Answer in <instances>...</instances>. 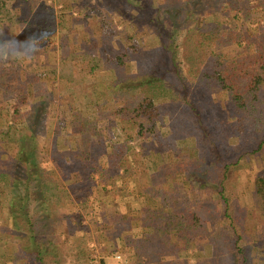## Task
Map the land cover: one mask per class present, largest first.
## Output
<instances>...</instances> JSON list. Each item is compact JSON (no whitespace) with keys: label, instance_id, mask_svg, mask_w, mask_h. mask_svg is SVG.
Instances as JSON below:
<instances>
[{"label":"trees","instance_id":"1","mask_svg":"<svg viewBox=\"0 0 264 264\" xmlns=\"http://www.w3.org/2000/svg\"><path fill=\"white\" fill-rule=\"evenodd\" d=\"M161 1L168 2L165 8L168 17L176 18V30L171 33L166 27L165 16L155 15L145 3L143 10L138 6L143 16L110 0L107 3L126 20L154 26L159 42L167 40L169 46H166L164 60L157 56L154 63L126 72L132 52L128 46L121 45L116 58L124 73L103 82L101 91L106 97L104 105L108 107L98 106L102 117L106 116L105 111H112L113 119L126 125L121 128L126 134L111 139L108 149L104 150V133L97 121L77 112L76 119L72 120L73 132L83 140L92 141L95 137L97 156L93 157L89 150L78 146L60 152L56 168L62 174L78 173L80 177L70 179L61 193L51 191L56 205L52 200L48 203L51 197L48 198L44 191L45 178L37 158L39 141L34 124L39 122V110L28 112L27 128H13L15 123L25 119L19 104L28 103L29 85L36 80L35 76L22 79L19 89L22 95L10 102L14 110L5 120L6 124L0 115V145L7 148L0 150V264H68L67 257L75 256L82 257L84 264H95L92 248L75 235L78 226L84 227L89 219L94 220V230L102 240L116 239L120 225H129L127 233L136 229L131 245L142 242L145 233H152L157 240L150 239L146 250L141 249L138 263L140 260L144 264H188L187 259L182 258L185 248L206 230L201 211L204 189L214 193L219 204L216 216L227 223L231 231V236L224 240L231 264H250L239 225L242 208L237 209L231 194V173L242 158L264 150V0H220L214 10H210L209 0ZM100 15L101 28L103 25L110 28L107 14ZM208 15L212 18L207 20ZM181 28L185 31L184 42L178 46L174 32ZM0 33L2 43L6 35ZM135 49L137 58L146 57L143 54L146 51ZM113 57V51H108L103 59L110 63ZM183 62L191 73H199L204 92L208 95L214 92V96L224 93L221 102L224 121L225 126L231 128L225 140L237 136L238 143H217L211 125L216 114L214 112L213 120L207 115L205 103L193 88ZM96 68L97 65L92 64L88 71L98 77ZM7 76V72L0 71V94L9 102L7 95L16 89V81L6 79ZM106 91L122 93L116 99L117 104L106 96ZM206 103L213 105L214 101ZM179 107L183 110L178 120L180 131L171 134L170 140L166 139L169 142L166 152L161 146L166 141L160 128ZM224 145L227 148L224 149ZM100 154L105 156L106 162H101ZM146 157H152V165H156L159 173L172 172L181 162H187L192 168L185 182L191 193H184L183 200H178L174 197L180 192L177 186L162 189L160 180L148 184L149 167L139 161ZM122 184L126 187L122 188ZM95 186H101L106 192L103 197L91 198ZM35 193L40 196L35 197ZM130 196L137 201L138 208L132 207ZM119 197L125 200L123 210L117 204ZM253 199L264 222V171L255 178ZM60 207L67 211V224L73 223L65 231L67 225L62 228L59 223L56 226V221L48 222L55 216L53 210ZM35 213L44 220L40 232ZM73 225L77 227L73 229ZM59 231L65 233L64 241L58 239ZM18 237L24 239L23 250L12 246V240ZM71 238L73 241L69 242ZM136 246L135 249L143 248ZM72 247H76L75 255ZM70 261L75 264L73 259Z\"/></svg>","mask_w":264,"mask_h":264},{"label":"rangeland","instance_id":"2","mask_svg":"<svg viewBox=\"0 0 264 264\" xmlns=\"http://www.w3.org/2000/svg\"><path fill=\"white\" fill-rule=\"evenodd\" d=\"M118 6H125L126 9L134 14L143 16L140 13L141 6L146 4L153 10L155 15H164L168 32L176 30V18H169L166 13L167 1L161 0H110ZM130 2L131 4H129ZM160 2V4H159ZM211 2L210 10L220 4V0H209ZM109 0H0V32L6 35L2 43L0 42V71L8 76L6 79H13L16 89L7 95L9 102L3 99L4 94H0V115L5 120L13 112L11 107L14 97H19L22 93L19 91L24 77L35 76V82L29 85L28 103L19 104L21 112L25 119L14 124L13 128H27L28 112L35 109L39 110V122L34 124L38 131L39 149L37 152L38 161L43 169L42 174L45 178L44 191L56 205V197L51 191L63 192L70 179H78L80 175L74 173H60L56 164V158L60 157V152L71 146L80 147L89 150L93 157L97 156L96 138L92 141L83 140L78 133L73 132L72 120L76 119L79 111L84 117L90 120H96L98 128L104 133L103 149H108V143L111 139L126 134L124 124H120L112 111H105V117L100 112L98 105H104L106 97L103 96L101 89H104L103 82H109L123 75L124 70L117 63L116 55L121 45L128 46L132 52V58L126 63V72H134L138 66L149 65L155 62L157 56L165 58L167 52V40L160 43L156 35L155 27L147 23L126 20L118 15L114 8L110 9L107 5ZM159 5V7H158ZM129 7V8H128ZM159 8V11L155 9ZM105 13L108 16L110 28L100 26V14ZM212 15L207 16V20ZM264 20V19H263ZM262 20V21H263ZM192 25V23H190ZM5 31V32H3ZM184 29L175 34V42L178 46L184 42ZM1 36V33H0ZM1 39V38H0ZM139 48L146 55L145 58H137L135 48ZM182 50V49H181ZM108 51H113V60L110 63L104 61ZM94 56V57H93ZM148 60H147V59ZM164 60V59H163ZM90 66L97 65L95 73H89ZM188 63V62H187ZM184 71L190 77L193 88L199 92L201 100L205 103V109L212 121V128L217 137V143H227L226 145L239 142L237 136L225 138L231 128L225 126V111L221 105L224 99V93L219 92L214 96L207 94L200 86L199 73H191L187 64H182ZM100 76V77H99ZM121 92L106 91V96L112 100H118ZM213 99L214 104L206 103ZM112 102H116L117 100ZM108 107L107 104L102 106ZM181 107V105H180ZM179 107L175 115L163 125L160 132L163 139L170 140L171 134L179 132L178 120L183 116V110ZM34 111V112H35ZM33 112V113H34ZM230 117L229 121H231ZM17 135V134H16ZM224 138V139H223ZM222 140V142H221ZM189 145V139L187 140ZM184 141L183 144H185ZM168 141L161 146L168 150ZM171 144V143H170ZM182 143H179L181 146ZM17 146H15V149ZM224 149L227 148L225 145ZM7 148L0 145V150ZM134 154L137 149L135 148ZM101 162H106L105 156L99 155ZM152 157H146L139 161L145 162L149 167V182L152 185L160 183V188L172 189L177 186L175 198L183 200L184 193L190 192L191 188L185 179L190 176L191 166L187 162H181L178 168L172 172H156V165H152ZM180 160V159H177ZM181 161V160H180ZM264 171V150L256 154H249L242 158L231 173L232 189L231 194L235 199L237 209L242 208V222L239 224L242 228V245L249 255L250 264H264V227L263 220L258 213V207L253 199V190L255 187V178ZM164 175L166 179L164 178ZM158 180V181H157ZM134 184V182L132 181ZM131 183V184H132ZM129 184V187L131 186ZM48 186H50L48 188ZM122 188L126 184H122ZM57 193V194H58ZM106 192L101 186H95L91 198L103 197ZM202 214L206 230L199 234L198 238L183 252V259H187L188 264H231L232 258L228 252L227 241L225 237L231 236V231L227 223H224L216 216V209L219 206L218 200L212 190L204 189L202 192ZM39 197L37 193L33 194ZM131 197V196H130ZM128 200V199H127ZM39 204L41 202L39 201ZM37 202V205H39ZM120 210H123L125 200L119 197L117 202ZM131 205L138 208L137 201L131 197ZM33 210L36 212V210ZM53 209V208H52ZM116 211H118L116 209ZM55 216L48 222L55 223L56 226L64 228L67 224V211L62 207L53 210ZM38 232L41 231L43 218L39 213H35ZM56 219V220H55ZM1 225V221H0ZM129 225H120L117 229V237L114 240H102L99 234L94 230V220L89 219L84 227L77 228L76 236L79 240L84 239L86 245L92 248L95 264H118L114 258L116 252L124 255V264H142L138 263V254L146 250L150 245L149 241L157 240L151 235L145 233L142 242L131 245L134 237L133 230L127 233L126 228ZM77 227V226H76ZM73 225V229L76 228ZM72 228V227H71ZM59 230H62L59 228ZM65 233L58 232L59 240H65ZM84 234V235H83ZM19 238V237H18ZM17 240V241H16ZM72 238L69 242H72ZM153 241V242H154ZM24 239H13L12 246L23 250ZM142 245L143 248L137 246ZM75 255L76 247H72ZM67 257V263L84 264L82 257ZM8 264H12L9 262ZM144 264V263H143ZM182 264V263H181Z\"/></svg>","mask_w":264,"mask_h":264},{"label":"built area","instance_id":"3","mask_svg":"<svg viewBox=\"0 0 264 264\" xmlns=\"http://www.w3.org/2000/svg\"><path fill=\"white\" fill-rule=\"evenodd\" d=\"M114 258L117 260L118 264H124L125 263L124 255L120 252H116L114 254Z\"/></svg>","mask_w":264,"mask_h":264}]
</instances>
